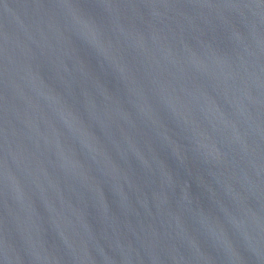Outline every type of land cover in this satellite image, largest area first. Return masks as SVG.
Listing matches in <instances>:
<instances>
[{
  "label": "water",
  "instance_id": "1",
  "mask_svg": "<svg viewBox=\"0 0 264 264\" xmlns=\"http://www.w3.org/2000/svg\"><path fill=\"white\" fill-rule=\"evenodd\" d=\"M0 264H264V0H0Z\"/></svg>",
  "mask_w": 264,
  "mask_h": 264
}]
</instances>
